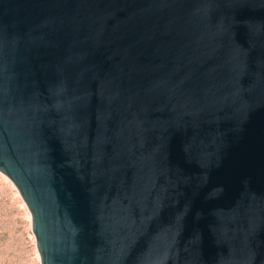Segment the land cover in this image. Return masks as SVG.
<instances>
[{
  "label": "water",
  "instance_id": "95a60500",
  "mask_svg": "<svg viewBox=\"0 0 264 264\" xmlns=\"http://www.w3.org/2000/svg\"><path fill=\"white\" fill-rule=\"evenodd\" d=\"M0 172L39 264H264V0H0Z\"/></svg>",
  "mask_w": 264,
  "mask_h": 264
},
{
  "label": "rangeland",
  "instance_id": "374dc122",
  "mask_svg": "<svg viewBox=\"0 0 264 264\" xmlns=\"http://www.w3.org/2000/svg\"><path fill=\"white\" fill-rule=\"evenodd\" d=\"M0 264H39L29 213L14 185L1 172Z\"/></svg>",
  "mask_w": 264,
  "mask_h": 264
}]
</instances>
